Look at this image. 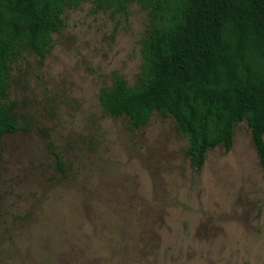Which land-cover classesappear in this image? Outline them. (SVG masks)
<instances>
[{
    "label": "rangeland",
    "instance_id": "1",
    "mask_svg": "<svg viewBox=\"0 0 264 264\" xmlns=\"http://www.w3.org/2000/svg\"><path fill=\"white\" fill-rule=\"evenodd\" d=\"M63 19L44 58L12 64L21 128L0 137V264H264V170L247 119L230 150L194 167L172 117L136 128L100 105L115 70L137 81L148 11L85 0Z\"/></svg>",
    "mask_w": 264,
    "mask_h": 264
},
{
    "label": "trees",
    "instance_id": "2",
    "mask_svg": "<svg viewBox=\"0 0 264 264\" xmlns=\"http://www.w3.org/2000/svg\"><path fill=\"white\" fill-rule=\"evenodd\" d=\"M83 1L0 0V137L21 128L8 98L13 62L24 51L44 58L66 8ZM92 1L114 12L138 2L148 11L138 79L131 84L115 70L99 92L104 111L136 128L155 112L172 117L198 169L211 149L233 147L235 126L247 119L264 170V0Z\"/></svg>",
    "mask_w": 264,
    "mask_h": 264
}]
</instances>
